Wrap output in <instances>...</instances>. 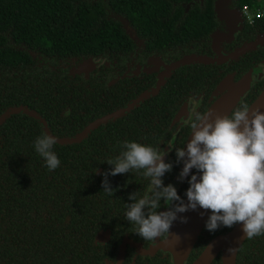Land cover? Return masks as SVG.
<instances>
[{
  "label": "trees",
  "instance_id": "16d2710c",
  "mask_svg": "<svg viewBox=\"0 0 264 264\" xmlns=\"http://www.w3.org/2000/svg\"><path fill=\"white\" fill-rule=\"evenodd\" d=\"M255 1L229 0L228 4L239 10L243 6L255 9L259 6ZM189 2L0 0V115L7 109L26 108L42 119L48 133L57 137L68 136L64 129L84 128L96 118L100 103L96 88L92 89L93 94L82 93L83 83L91 85L100 78L94 73L86 79L67 75L69 61L99 55L111 59L114 52H120L119 58L123 59L136 46L133 42L136 37L144 42L139 53L141 59L159 55L162 60L170 61L197 53L199 45L207 47L208 35L217 24L212 0L190 5L184 12ZM262 3L264 6V0ZM248 67L245 64L243 71ZM78 81H83L82 85H73ZM216 81L217 78L210 79L207 64L179 66L154 95L94 129H131L135 142L160 148L172 130L170 120L185 98L202 94V111ZM152 83L153 80L149 86ZM263 87L264 80L254 84L233 110L241 104L249 105ZM118 102L124 101L118 99ZM66 109L69 113L65 116ZM80 112L92 116L88 119L84 113L79 115ZM81 117L86 121H81ZM189 129L185 126L178 132L180 143L185 141ZM44 133L36 119L22 112L0 122V264H99L95 257L84 260L77 239L87 193L94 192L81 187L86 183L85 178L93 176L91 151L82 148L83 141L55 144L53 151L60 165L50 171L34 148L36 137ZM171 159L167 163L172 164V170L165 173L163 180L176 169L174 150ZM110 168L104 166L103 173ZM193 174H197L196 169L182 184V198ZM57 185L68 189H54ZM206 221L192 247L191 257L208 237L207 232L210 236L225 234L232 228L221 226L210 232L205 228ZM210 264H219L218 256ZM234 264H264V235L245 238L235 253Z\"/></svg>",
  "mask_w": 264,
  "mask_h": 264
},
{
  "label": "flooded vegetation",
  "instance_id": "af4514ba",
  "mask_svg": "<svg viewBox=\"0 0 264 264\" xmlns=\"http://www.w3.org/2000/svg\"><path fill=\"white\" fill-rule=\"evenodd\" d=\"M203 2L204 0H198L197 2L190 0L189 4L183 8V11L186 12L190 5H202ZM213 3L214 0H212V13ZM255 3L259 5L257 8L252 9L248 7L253 13L256 11L259 13V15L252 21L244 19L240 10L230 6L229 4L225 7V10L230 12V17L232 16L228 21L225 22L223 20H219L213 13L217 25L208 35L207 47L199 45L196 49L197 53L181 55L177 59L179 60L182 57L193 55L195 57H206L215 60L216 62H211L207 65L210 70V79L215 80L217 78V81L214 87L209 91L206 100H204L206 106L202 111V94H199L197 97H193L192 95L187 96L181 105L176 109L169 124L170 127L172 126V130H170V134L165 143H163L160 148H157L162 152L167 146L166 163L173 160L171 159L172 151H175V147H182L184 143H180L177 140V138H179L177 134L182 131L181 129H184V122L188 120L189 117L183 121L176 120V116L184 102L188 98H192L194 103L193 107L197 111L199 110L200 113L204 114L209 106L213 104L221 94H223L224 91L218 90V85L221 81L228 78L230 82L234 83L250 68L264 62V41H261V43L253 49H246L240 52L241 48L253 44V42L258 41V39L260 40L264 38V6L262 0H256ZM255 20H259V22ZM130 34L132 35L131 31ZM133 42L136 46L130 48L126 57L123 59L119 58L120 52H114L115 56L111 59L101 55L93 57L97 59V67L91 69L90 71L87 70V67H84L83 69L81 68L82 63L89 58L78 61L71 59L69 61V64H67V75L72 77L78 76L86 79L89 74L94 73L100 78L98 81L91 82V85L83 83L84 90H82L83 94H93L92 89L96 88V90H98L97 100L100 104L98 103L99 109L96 114V118L91 122H87L84 128L80 130L64 129L63 132L68 135L67 137H57V135L49 133V135L56 137V144H67L60 143V140L79 135L85 127L93 121L109 115L125 107L129 102L136 100L142 92L151 89L156 84L158 78L164 73L167 66L177 61H164L159 55H147L144 59H141L139 53L140 50L142 51L144 48V42L142 39L137 37ZM224 57L228 58L223 59ZM245 64H249V67L243 71ZM173 70L174 69L169 71V73L164 74L162 84L165 79L170 76ZM103 78H106V80H103ZM152 80L153 83L149 86V83ZM262 80H264V75L259 81ZM82 82L83 81L74 82L73 85H82ZM251 87L242 95L240 101L250 91ZM139 88L142 90L137 91ZM130 95L135 96L130 97ZM110 97L113 99H108ZM117 98L124 102L119 104ZM88 109H92V107L89 106ZM93 112L94 111L92 110V113ZM68 113V109H66L64 110L63 115L66 116ZM83 113L84 116L88 117V119L92 116L91 114H87L85 112H80L79 115L82 116ZM191 114L192 109L190 111V115ZM80 120L84 122L86 121L82 117ZM106 122H109V120ZM190 131L191 129H189V132ZM137 132L141 131L138 130ZM61 133V129H58V135ZM81 141L85 143L82 148L91 151L89 154V160L95 165L92 170L93 176L85 178L83 181L84 183L86 181V183L81 185L83 190H94V192L92 191L90 194L87 193V199H85L82 211L83 216L80 219V225L78 228L79 234L77 235L78 245L80 246L81 252H83L82 256L84 260L87 261L92 257H95L99 264H170V256L168 252L162 249L166 241L167 234L160 238L157 237L156 240H143L135 234V226L130 224L124 218L126 211L125 204L131 202L128 199L129 194L137 191L142 196L148 187L149 181L142 177L139 173L133 171L128 173V177L115 176L110 178L108 176L110 185L115 191L114 195H108L102 188V180L104 177L101 175L103 174V167L110 166L106 163V161L108 159L115 158L120 154L122 150L121 146L125 141H135L134 130L93 128L90 129L89 132L78 142ZM175 163H177L176 154ZM178 167L179 163H177L172 176L166 177L163 182L166 184L168 181V184H172L176 188L178 195L182 198V184L187 177L184 180L175 179L174 176ZM54 189L64 190L68 189V186L57 185ZM87 203L88 206H86ZM158 210H168V207L164 204L163 200L161 201V208ZM65 220L67 221V218H65ZM69 229L73 228L69 227ZM207 233L208 237H206L201 243L199 251L194 257H191L190 253L200 235L199 232L190 250L186 254L183 264H191L202 252L203 248L211 238L222 234L218 233L210 236L209 232ZM216 256H218L219 264H221L220 254L217 253Z\"/></svg>",
  "mask_w": 264,
  "mask_h": 264
},
{
  "label": "clouds",
  "instance_id": "9594fccd",
  "mask_svg": "<svg viewBox=\"0 0 264 264\" xmlns=\"http://www.w3.org/2000/svg\"><path fill=\"white\" fill-rule=\"evenodd\" d=\"M191 129V139L185 147H175L177 163L183 161L179 179L188 177L187 203L172 184L165 186L163 177L172 170L165 155L156 147L125 141L118 156L108 159L111 166L103 173L102 188L114 195L108 176L137 172L149 181L141 196L129 194L124 218L135 226V234L143 240H156L170 235L177 213L196 210L209 211L206 230L216 231L221 226L231 228L242 224L244 237L252 239L264 235V111L250 110L247 104L235 108L230 115L202 114L194 107L185 122ZM56 137L47 133L34 141L36 152L51 171L60 165L53 151ZM171 148V147H170ZM168 207L159 211L161 201ZM187 222L186 217H180ZM230 252L235 249H229Z\"/></svg>",
  "mask_w": 264,
  "mask_h": 264
},
{
  "label": "water",
  "instance_id": "95a60500",
  "mask_svg": "<svg viewBox=\"0 0 264 264\" xmlns=\"http://www.w3.org/2000/svg\"><path fill=\"white\" fill-rule=\"evenodd\" d=\"M197 2L198 0H194ZM229 0H215L213 6V13L215 17L219 20L228 21L231 19L230 12L225 10L226 5ZM235 12V11H234ZM126 31L129 33L130 30ZM132 38H134L132 36ZM263 39H258V41H254L253 44H250L246 47L241 48L240 52L246 49H253L255 46H258ZM216 52V50H215ZM227 59L228 57H224L223 59ZM211 62H216L213 59L206 57H195L193 55L182 57L176 62L167 66L164 70V73L158 78L156 84L149 90L142 92L139 97L129 102L125 107L106 115L98 120L90 123L85 129L77 136L71 137L68 139L60 140V143H74L80 141L84 135H86L90 129H93L99 123H104L108 120H113L116 117H119L126 113L130 108L136 106L138 102L154 95L157 90L161 87L163 82L164 74L169 73L172 69H175L182 65L192 64V63H201L208 64ZM87 67V70L90 71L93 68L97 67V59L89 58L82 63L81 68ZM264 75V62H261L252 68H250L246 73H244L236 82L232 83L228 78L221 81L218 85L219 91H224L217 100L209 106V108L205 111L204 114H211V117L214 118L216 115H228L231 109L240 102L242 95L248 91V89L255 83H257ZM194 103L192 98H188L181 109L179 110L176 120L183 121L187 119L190 115V111L193 108ZM250 110L259 109L264 111V88L259 92V94L253 99V101L248 105ZM22 112L30 117L36 119L45 133H48L47 125L38 117L34 112L27 110L23 107L11 108L7 109L4 114L0 115V122L2 120L14 113ZM191 131L187 135L182 147L184 146L186 149L187 140L191 139ZM168 145V144H167ZM166 150L167 146L164 148L162 152L165 153L163 156L164 161H166ZM183 161L179 162V167L175 173V179H179V173L182 171ZM193 170V169H192ZM191 170V171H192ZM191 173V172H190ZM197 175H199L197 173ZM186 178V177H185ZM184 178V179H185ZM183 179V180H184ZM184 202L187 203L186 195L183 198ZM209 211H205L199 207L196 210H189L184 213H177L178 219L173 221L172 226L170 228V235H167L166 241L162 247L163 250H166L170 256V264H183L185 261V256L190 250L192 244L194 243L197 235L200 232V229L207 219ZM180 217H186L187 222H181ZM244 237L242 232V224H235L229 232L225 234H219L211 238L202 252L194 259L191 264H210L212 259L216 256L217 253L220 254L221 264H234V257L238 247L241 245ZM229 249H235V251L230 252Z\"/></svg>",
  "mask_w": 264,
  "mask_h": 264
},
{
  "label": "built area",
  "instance_id": "2783aa9c",
  "mask_svg": "<svg viewBox=\"0 0 264 264\" xmlns=\"http://www.w3.org/2000/svg\"><path fill=\"white\" fill-rule=\"evenodd\" d=\"M240 12L242 14V17L246 19L247 21H252L255 17L259 15L258 11L252 12L251 9H249L247 6H243L240 9Z\"/></svg>",
  "mask_w": 264,
  "mask_h": 264
},
{
  "label": "rangeland",
  "instance_id": "374dc122",
  "mask_svg": "<svg viewBox=\"0 0 264 264\" xmlns=\"http://www.w3.org/2000/svg\"><path fill=\"white\" fill-rule=\"evenodd\" d=\"M129 33H130V31H129Z\"/></svg>",
  "mask_w": 264,
  "mask_h": 264
}]
</instances>
